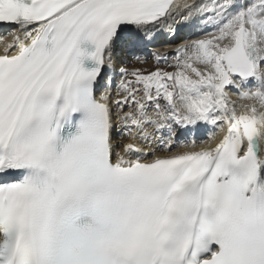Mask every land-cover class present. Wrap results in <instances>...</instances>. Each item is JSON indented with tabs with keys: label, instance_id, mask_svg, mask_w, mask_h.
<instances>
[{
	"label": "snow or ice",
	"instance_id": "snow-or-ice-1",
	"mask_svg": "<svg viewBox=\"0 0 264 264\" xmlns=\"http://www.w3.org/2000/svg\"><path fill=\"white\" fill-rule=\"evenodd\" d=\"M0 22V264H264V0H0ZM174 25L201 38L171 70H117Z\"/></svg>",
	"mask_w": 264,
	"mask_h": 264
},
{
	"label": "bare ground",
	"instance_id": "bare-ground-1",
	"mask_svg": "<svg viewBox=\"0 0 264 264\" xmlns=\"http://www.w3.org/2000/svg\"><path fill=\"white\" fill-rule=\"evenodd\" d=\"M178 2H185V0H178ZM14 27V25L8 24L7 22L0 23V35H4L5 42H9L11 40V36L5 34ZM173 27L176 33L174 37L171 35L168 29L165 28V30L158 33L156 41L153 44L149 45L145 51H150L151 53H160L161 55L165 56L168 52H175L177 46L186 43L189 39L201 38L200 36L196 35L192 30H190L187 26L180 27L174 25ZM170 40L172 41L171 43L168 42ZM2 53L3 45L0 44V54ZM152 61H154V59L151 55L150 58H146V63L143 64H149ZM119 67H121V63L117 62V70L119 69ZM116 79H119L118 71L117 74H114L113 77V87L114 81H116ZM230 98L232 101L235 102V104H237L236 94L232 93ZM119 139L120 138L117 137L118 141ZM212 143L214 144L215 141H212Z\"/></svg>",
	"mask_w": 264,
	"mask_h": 264
},
{
	"label": "rangeland",
	"instance_id": "rangeland-1",
	"mask_svg": "<svg viewBox=\"0 0 264 264\" xmlns=\"http://www.w3.org/2000/svg\"><path fill=\"white\" fill-rule=\"evenodd\" d=\"M170 68H167V70H169Z\"/></svg>",
	"mask_w": 264,
	"mask_h": 264
}]
</instances>
